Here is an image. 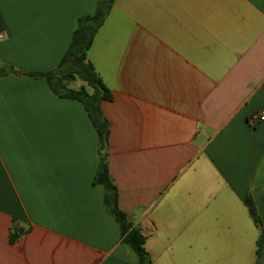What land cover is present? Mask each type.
Here are the masks:
<instances>
[{"label": "crops", "instance_id": "1", "mask_svg": "<svg viewBox=\"0 0 264 264\" xmlns=\"http://www.w3.org/2000/svg\"><path fill=\"white\" fill-rule=\"evenodd\" d=\"M98 2L0 0V264H138L93 185L84 105L30 77L59 66ZM87 61L112 95L119 207L152 264H256L244 200L264 225V122L249 123L264 111V0H113Z\"/></svg>", "mask_w": 264, "mask_h": 264}, {"label": "trees", "instance_id": "2", "mask_svg": "<svg viewBox=\"0 0 264 264\" xmlns=\"http://www.w3.org/2000/svg\"><path fill=\"white\" fill-rule=\"evenodd\" d=\"M112 7L113 0H99L94 15L77 20L70 46L59 66L50 72L30 74V77L46 81L55 95L84 105L98 137L97 170L93 185L103 189L105 211L119 225L121 239L134 250L138 257V264H152L151 256L145 248L144 234L119 207L118 190L109 171V124L101 109L102 102L111 101L112 95L93 65L87 61L88 51L94 38ZM9 71L15 72L14 69ZM6 74V68H3L0 76ZM79 81L80 87H71V84ZM244 203L259 231L256 242V264H261L264 259V225L252 198L246 197ZM23 234V229L14 226L10 235L11 243H15Z\"/></svg>", "mask_w": 264, "mask_h": 264}, {"label": "built area", "instance_id": "3", "mask_svg": "<svg viewBox=\"0 0 264 264\" xmlns=\"http://www.w3.org/2000/svg\"><path fill=\"white\" fill-rule=\"evenodd\" d=\"M262 122H264V111L256 112L249 118V123L252 126H256Z\"/></svg>", "mask_w": 264, "mask_h": 264}, {"label": "rangeland", "instance_id": "4", "mask_svg": "<svg viewBox=\"0 0 264 264\" xmlns=\"http://www.w3.org/2000/svg\"><path fill=\"white\" fill-rule=\"evenodd\" d=\"M80 85H81V82L79 81V82L71 84V87L72 88H78V87H80Z\"/></svg>", "mask_w": 264, "mask_h": 264}]
</instances>
